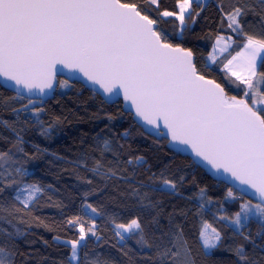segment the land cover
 <instances>
[{
  "label": "snow or ice",
  "instance_id": "6c2138e0",
  "mask_svg": "<svg viewBox=\"0 0 264 264\" xmlns=\"http://www.w3.org/2000/svg\"><path fill=\"white\" fill-rule=\"evenodd\" d=\"M257 4L259 12L247 0H233L227 10L223 2L219 6L222 23L227 22L231 32L246 40L241 51L231 59L225 58L226 63L220 61L222 79L238 90V94L229 95L225 86L206 75L212 71L208 62L201 66L192 48L172 42L173 35L182 39L196 23L203 11L198 0H175L173 9L164 8L162 0H0V89L13 91L11 99L20 103V107L12 108V112L17 117L21 113L34 116L42 135H47L53 125L42 126L39 114L43 108L37 104L44 101L34 97L53 89L57 65L98 85L106 103H116L113 98L122 95L135 109L136 117L155 129L162 122L171 137L169 143L189 146L200 162L216 170L218 180L230 178L238 181L239 186H246L240 188L242 193L252 191L256 203L248 199L233 217L221 219L229 222L234 235L252 244L253 253L257 249L264 251V245L256 244L247 230L250 223L258 224L260 231L256 235L264 239V36L248 34L243 23L249 14L258 16L264 31V0H257ZM169 18L177 29L172 34L161 27ZM230 39L217 36L207 58L211 64H217V51L228 52ZM59 86L71 84L65 79L59 81ZM0 124L16 131L7 121ZM127 136L125 132L122 139ZM22 144L23 137L17 132L12 147L0 150V194L6 189L13 190L0 199V222L7 220L12 229L0 226V264H16L15 239L24 232L13 219L19 224H29L27 218L32 217L46 191L37 183L24 182L28 174L26 161L19 159L17 153L28 159L35 157L29 156ZM122 148L123 144L117 147L108 139L99 140L96 150L100 158H94L88 170L102 179L127 181V176L118 177ZM108 153L114 158V166H110L111 162L105 164ZM124 165V172L127 166H132V175L137 169L151 171L143 156L130 157ZM184 179L168 173L165 167L158 175L151 172L147 182H133L135 186L130 188L129 195L137 201L141 215L126 223L113 222L115 236L120 241L135 239L150 264H197L183 226L174 223L175 212L169 214L167 231L159 236L154 233L150 236L146 231L149 225H158L162 211L160 203L153 202L149 193L177 194ZM200 194L202 197L203 189ZM88 195L85 193L81 214L65 221L69 229L78 232L77 238L63 241L70 247L69 264H80L79 252L88 247L89 236L101 239L94 221L86 227L84 217L101 214L87 202ZM228 196L238 199L232 189ZM146 215L151 220L145 221ZM179 215L186 212L181 210ZM210 227L204 224L198 233L199 251L205 258L221 248L224 239L215 228H211L209 235ZM225 250L235 255L236 264H259L242 244L229 245ZM84 264L111 262L99 255L89 259L85 253Z\"/></svg>",
  "mask_w": 264,
  "mask_h": 264
},
{
  "label": "trees",
  "instance_id": "16d2710c",
  "mask_svg": "<svg viewBox=\"0 0 264 264\" xmlns=\"http://www.w3.org/2000/svg\"><path fill=\"white\" fill-rule=\"evenodd\" d=\"M221 2L227 10L233 0H206L200 3L203 11L196 18V23L184 33L182 39L173 35L172 42L192 48L202 66L218 35L232 37L229 40L232 43L229 54L221 56L217 64L210 65L212 71L206 72V75L225 86L229 95H235L238 90L222 79L224 74L220 71V61L226 62L225 58L229 59L232 54H236L246 40L231 32L227 22L222 23L219 11ZM247 2L253 4L257 12L260 11L257 0ZM174 3L175 0H162L164 8L173 9ZM243 23L248 34L258 38L264 36L258 16L249 14L243 18ZM161 27L169 34L177 30L171 18L167 23H162ZM61 80L63 79L57 80V89L52 99L42 105L37 104L43 108L39 114L42 126L48 128L53 125L47 135L41 134V125L30 113H21L17 117L12 108H19L20 103L11 99L14 95L11 91L0 89V121H7L16 129L13 131L12 128L0 124V134L14 138L13 141H7L0 137V150L11 148L16 141V133L19 132L23 137L21 147L29 156L35 157L28 159L22 153H17L19 159L26 161L24 167L28 174L24 177V182L37 183L46 189L34 208L32 217L27 218L30 226L19 224L13 219V223L24 232L23 236L15 239L18 246L16 264H69L70 247L65 246L63 241L77 238L78 232L76 229H69L65 221L81 214L85 193H89L87 202L93 204L101 213L94 218L97 235L101 239L97 241L95 237L89 236L88 247L79 252L80 264H84L85 253H88L89 259L99 255L111 264H150L135 239L118 241L114 234L113 222L126 223L130 218L141 215L137 201L129 195L130 188L135 186L133 182H147L151 172L158 175L165 167L168 173L184 176L185 179L178 186L177 194L149 193L150 199L153 202L158 201L162 209L158 225H149L146 229L150 236L153 233L159 236L167 231L169 214L175 212L174 223L183 226L197 264H236L235 255L225 249L229 245L234 247L241 244L253 259L258 260L259 264H264V251L257 249L253 253L252 244L243 237L234 235L229 222L221 219L222 216L233 217L246 198L235 191L233 196L238 199L229 197L230 188L226 185L213 181L189 158L169 151L165 140L158 141L144 134L132 121L131 115L123 112L120 101L106 105L101 98L78 83H70L71 87L61 88ZM125 132L128 136L122 139ZM101 139H108L117 147L118 144H123L120 149L121 171L118 177L127 176V181L119 178L102 179L88 170L93 166V159L100 158L96 145ZM135 156H143L147 161L146 167L151 166V171L137 169L135 175H132V166H127V172H124V161ZM109 162L110 166L115 165L111 153L105 156V164L109 165ZM87 180L92 183L88 184ZM201 189L204 190L202 197ZM12 191L6 189L4 194H0V199L9 196ZM181 210L186 212V215H179ZM152 215L154 216L155 212ZM34 217H39L40 220L37 221ZM84 219L87 221L86 227L91 224L88 217ZM143 219L149 221L151 216H143ZM204 224L211 226L208 228L210 231L215 228L224 238L221 248L213 250V255L209 258H205L199 251L198 233ZM0 226L12 230L7 220L0 222ZM247 230L251 232L256 244L264 245V239L256 235L260 231L258 224L250 223ZM144 251L148 252L147 249Z\"/></svg>",
  "mask_w": 264,
  "mask_h": 264
},
{
  "label": "water",
  "instance_id": "95a60500",
  "mask_svg": "<svg viewBox=\"0 0 264 264\" xmlns=\"http://www.w3.org/2000/svg\"><path fill=\"white\" fill-rule=\"evenodd\" d=\"M57 69L59 71H57L55 80L53 81V89L52 90H46L47 94L37 93V95L34 97V99H36L37 101L43 100L44 103L51 100L56 89H57V84H58L57 80L58 79H63V80L67 79V80H69V83H78L81 86H83L84 88H86L87 90L91 91L93 94H95L99 98H101V100L106 105L114 104V103H106L104 101L105 94L103 93V90L100 89L98 85H92L90 82H86L84 80V78L82 77V74H80L78 72H74V71L69 70L67 68H63L62 65H57ZM9 91H11L13 93L12 90H9ZM113 99L118 101V102L120 101L122 103L123 112L131 115L132 121L143 131L144 134H146L147 136L154 138L158 141L165 140L166 141V148L169 151H171L175 154H179L182 157L189 158L193 164H195L198 168H200L202 171H204L205 174L207 176H209L213 181L226 185L228 188L232 189L233 191L238 193L243 198H246L247 200L251 199L253 203L257 202L256 197L253 196L251 190L243 192V193L240 191V188H243L246 186H239L238 181H234L230 178L223 180V182L218 180L217 176H216V170L212 169L210 165H207L204 162H200L198 160V158L195 157L194 153L192 152V150L189 146L170 144L169 141L171 140V137L168 134V130L166 128H164L162 122L160 123L159 129H155L150 125H146L139 117H136L135 109L131 106L130 102H125L123 100L122 95L119 97H114ZM224 175L226 176L227 174H224Z\"/></svg>",
  "mask_w": 264,
  "mask_h": 264
},
{
  "label": "rangeland",
  "instance_id": "374dc122",
  "mask_svg": "<svg viewBox=\"0 0 264 264\" xmlns=\"http://www.w3.org/2000/svg\"><path fill=\"white\" fill-rule=\"evenodd\" d=\"M206 0H198V2L199 3H204ZM245 43H246V41H244ZM224 41H222L221 42V46H223L224 45ZM227 44L229 45V48H228V51L230 50V48H231V45H232V43H231V41H229V40H227ZM214 45V44H213ZM242 47H243V45L242 46H240V48L235 52V53H237L238 51H241V49H242ZM226 54H229L228 52H223V53H221L220 51H217L216 52V56H217V60L221 57V56H224V55H226ZM234 55H236V54H232V56H234ZM229 59H231V57H229ZM206 62H208L209 64L211 63L210 61H206ZM226 63V62H225ZM0 137L2 138V139H4V140H7V141H13L14 140V138L13 137H8V136H6V135H4V134H0ZM89 218V217H88ZM94 218H95V215L94 214H90V220H91V223L94 221ZM207 233L209 234V235H212V233H211V231L209 230V229H207ZM117 239H118V241L119 242H122V241H120V239H119V237H117Z\"/></svg>",
  "mask_w": 264,
  "mask_h": 264
},
{
  "label": "crops",
  "instance_id": "0c3cea01",
  "mask_svg": "<svg viewBox=\"0 0 264 264\" xmlns=\"http://www.w3.org/2000/svg\"><path fill=\"white\" fill-rule=\"evenodd\" d=\"M214 44H215V42H214ZM211 51H212V50H211ZM207 58H208V56H207ZM207 58H206V61H207ZM209 65H212V64L210 63Z\"/></svg>",
  "mask_w": 264,
  "mask_h": 264
}]
</instances>
